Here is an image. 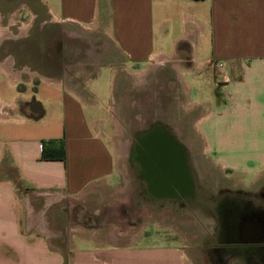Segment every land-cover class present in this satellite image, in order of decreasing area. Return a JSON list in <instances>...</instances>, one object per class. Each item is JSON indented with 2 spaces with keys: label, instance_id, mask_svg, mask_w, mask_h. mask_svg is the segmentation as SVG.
<instances>
[{
  "label": "crops",
  "instance_id": "0c3cea01",
  "mask_svg": "<svg viewBox=\"0 0 264 264\" xmlns=\"http://www.w3.org/2000/svg\"><path fill=\"white\" fill-rule=\"evenodd\" d=\"M100 1L38 0L45 18L32 35L47 49L36 42L12 46L15 15L6 13L11 37L0 36V264H175L178 257L198 264L184 249L144 244L143 212L133 205L129 181L122 184L113 125L124 127L131 118L127 104L137 88H145L138 91L144 106L155 103L165 69L178 77L180 95H190L200 72L218 78L213 103L229 104L236 126L264 118V0ZM159 21L176 26L168 48L154 43ZM29 30L17 38L29 37ZM89 37L104 40L103 48L89 49L81 40ZM123 73L130 77L117 85ZM108 97L112 105L104 103ZM107 112L113 114L109 129L101 114ZM209 116L204 112L201 120ZM131 211L130 226L122 214ZM258 219L264 229V212ZM232 243L261 252L250 258L238 251L236 260L264 264V235L241 229Z\"/></svg>",
  "mask_w": 264,
  "mask_h": 264
},
{
  "label": "rangeland",
  "instance_id": "374dc122",
  "mask_svg": "<svg viewBox=\"0 0 264 264\" xmlns=\"http://www.w3.org/2000/svg\"><path fill=\"white\" fill-rule=\"evenodd\" d=\"M100 2L103 6V0ZM169 2L172 6H175L181 1L169 0ZM172 6H170L171 9L173 8ZM19 7L16 5L9 7L8 16L15 15V24L11 27L10 32L14 33L17 38L19 31H21V34L26 35L30 29V24L33 23L35 29L29 30V37L22 35L17 40L16 38L15 40H8L9 43L12 46L20 45L31 48L33 47V42H36L37 46L42 47L39 49H47L46 42L41 41L39 43L32 35L45 18L43 8L39 7V5L36 9H32L33 6L29 8L26 6L25 9ZM17 9L18 11L19 9L22 10L18 12ZM8 16L3 20V28L0 26L1 37H11V34L7 33L5 29L9 19ZM34 17L35 21L33 22ZM154 24L155 26L158 24V27H154V43L159 47L168 48L171 35L176 30L175 24L163 21ZM47 27L48 25H46ZM81 40L84 45L87 42L91 46L92 44L94 45L93 47L88 45L89 49L103 48L104 40L99 37H89ZM199 76L200 81L197 82L190 95L179 94L175 98L171 96L173 93L169 92L171 86L167 82L170 76L167 75L164 81V84L168 85L166 87L167 90H164L159 96H155L154 104L149 102L145 106L143 105L144 102L139 101L142 100L144 93L139 96L138 92L145 88H137L139 90H136V94L133 93V95L137 96L136 99H132V104H129V102L127 104L128 114H131V118L125 119L124 127L118 125L116 121L117 125H113L112 133L114 138L116 137L117 151L121 160L120 166L121 170L124 171L122 184L125 181H129L128 190L131 193L133 205L136 206L138 211L143 212L140 214L143 216L138 215L139 225L145 224V234L154 238L150 240L149 236L147 237L146 235L142 239L145 240L147 238L143 241L146 242L144 244L159 246L158 248L163 247L161 249H175L176 251L184 249L198 264H215L212 262L213 254L211 251L219 240L221 245L225 244L221 241L222 238H219L221 231L215 212L213 210L210 211L204 205V208H193L190 210L182 209L177 204L165 203L162 205L161 203L151 202L149 198H143L140 195L142 183L138 179L132 178V162L129 161L130 148L138 129L148 127L155 120L168 123L186 148L187 158L201 191H204L215 201L227 193H239L240 195L242 193L243 197H245L243 192L245 191L249 199L254 200L257 204H260V207L264 208V118L254 121L248 118L236 126L234 122L237 119L231 114L232 108H230L229 104L227 107H225V104H221L223 107H216L213 103L215 90H213L211 85L215 82L214 78H209L202 72L199 73ZM109 77L108 74L104 76L105 79ZM124 77L129 78L130 76L127 73L121 74L117 85L121 79H125ZM151 77H153L152 73L147 76V78ZM175 81L176 85L180 86L178 77H176ZM184 98L191 99L190 105H188L187 101L183 102ZM195 101L205 105L195 107L192 103ZM208 102L211 104H208ZM104 103L112 105V98L108 97ZM129 106H131V109ZM117 107H119V103ZM181 109L184 110V117ZM204 112L210 114V116L201 120ZM117 113L120 112L117 111ZM101 114L105 118L106 129H109L113 121V114L111 112ZM178 116L181 117L178 118ZM261 194L263 195L262 198ZM207 205H210V202ZM213 206L214 204L212 208ZM122 215L126 216V220L129 221L128 225L131 226L132 211L128 215L124 213ZM139 225L137 226L140 227ZM122 226L125 227L123 223ZM147 241L150 242L147 243ZM227 254H229L228 257L230 259L224 256L222 262L218 260L221 257L217 254V264H245L240 260H236L237 257L235 256H238L237 254L232 252ZM178 260L181 264H186L182 263L179 257ZM179 262L175 264H179ZM148 264L157 263L152 261ZM159 264H163V260ZM247 264H256V262H248Z\"/></svg>",
  "mask_w": 264,
  "mask_h": 264
},
{
  "label": "flooded vegetation",
  "instance_id": "af4514ba",
  "mask_svg": "<svg viewBox=\"0 0 264 264\" xmlns=\"http://www.w3.org/2000/svg\"><path fill=\"white\" fill-rule=\"evenodd\" d=\"M23 4L28 8L33 6L32 9H36L39 5L38 0H0V11L4 14L2 23L10 6L16 5L22 8ZM21 10L19 9L18 12ZM33 28L35 29V25H32L30 30L32 31ZM214 71L218 73L217 70ZM167 75L170 76L168 82L175 83L171 85L169 92L171 91L173 93L171 96L176 98L180 91H178L179 86L176 85L175 78L172 76V70L165 69L160 73L161 77L166 78ZM214 80L215 82L219 81L218 78ZM164 81L165 79L162 78V85L158 86L163 91L167 90L166 87H168L164 84ZM161 93L159 92L156 96ZM175 134L168 123L157 120L150 123L148 127L137 130V135L133 139L130 148L129 161L132 162V178L138 179L142 183L140 195L143 198H149L151 202L161 203L162 205L173 203L182 209L191 210L193 208H204V206L208 207L217 216L221 231L219 238H222L221 241L225 243L220 245L221 247L212 249L215 256L218 254L221 257L219 261L222 262L227 253H237L238 251H245L247 256L254 258L257 252L261 253L260 248L250 244L233 245L232 243L230 245V242L241 229L248 234L263 236L264 229L259 223L258 217L262 215L264 208L260 207L259 203L257 204L254 200L249 199L245 191H243L245 197L242 193L241 195L239 193H227L216 201L204 191H201L187 158L186 148ZM208 202H210V205H207Z\"/></svg>",
  "mask_w": 264,
  "mask_h": 264
},
{
  "label": "built area",
  "instance_id": "2783aa9c",
  "mask_svg": "<svg viewBox=\"0 0 264 264\" xmlns=\"http://www.w3.org/2000/svg\"><path fill=\"white\" fill-rule=\"evenodd\" d=\"M216 68L221 71L222 73H225V63L224 62H218L215 64Z\"/></svg>",
  "mask_w": 264,
  "mask_h": 264
},
{
  "label": "trees",
  "instance_id": "16d2710c",
  "mask_svg": "<svg viewBox=\"0 0 264 264\" xmlns=\"http://www.w3.org/2000/svg\"><path fill=\"white\" fill-rule=\"evenodd\" d=\"M44 157H46V158H47V156H45V155H44Z\"/></svg>",
  "mask_w": 264,
  "mask_h": 264
}]
</instances>
